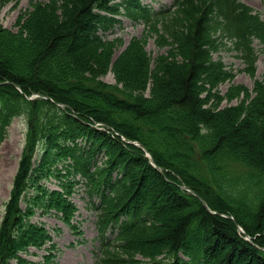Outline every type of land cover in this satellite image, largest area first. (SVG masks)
Masks as SVG:
<instances>
[{
  "label": "trees",
  "instance_id": "16d2710c",
  "mask_svg": "<svg viewBox=\"0 0 264 264\" xmlns=\"http://www.w3.org/2000/svg\"><path fill=\"white\" fill-rule=\"evenodd\" d=\"M111 1L60 0L51 14V7L39 2L36 5L46 15L41 16L36 7L26 11L23 14L26 28L12 30L0 23V145L14 117L22 116L28 124L27 143L15 179L16 192L6 204L7 214L1 222L0 264H8V259L16 255L19 242L42 246L49 239L42 227L28 221L35 207L63 211L68 218L70 205L57 196L60 192L50 191L40 182L49 180L50 175L60 177V185L68 193L75 183L69 177L75 173L86 175L89 184L96 186L104 207L112 201L124 206L121 208L126 214L122 225L124 259L141 254L157 260L161 253L170 264H205L207 257L211 260L208 264H264V257L244 247L245 242L251 243L239 234L236 223L232 220L234 226H229L223 220L231 219L211 212L208 207L224 211L197 190L207 189L220 205L221 198L222 208L227 210L228 205L238 211L249 228H258L264 222V79L255 80L252 90L233 83L222 93L219 86L233 81L234 73L225 70L222 61H216L212 55L223 39L236 38L235 48L246 62L245 72L252 77L255 72L251 36L264 40V23L237 0H181L175 12L160 18L148 15L140 0ZM120 5L125 14L143 20L149 27H153V21L166 20L164 32L172 38L171 49L152 64L144 48L138 42L131 43L118 57L123 69L119 72L115 67L118 83L104 85L103 93L95 88L103 83L96 62L101 60L107 66L111 55L104 52L107 44L98 32L106 33L121 24L108 16L119 13ZM42 20L37 36L36 27ZM218 29L223 33L217 38ZM146 85L149 95L137 93ZM75 90L90 97L96 92L113 104H101L104 113L98 104L81 97L83 109L78 99L65 96ZM33 92L49 99H28ZM233 100L239 101L232 104ZM95 108L102 110V118L89 115L87 110ZM72 110L79 117L71 114ZM90 117L112 123L127 139L140 140L156 164L173 174L177 184L152 166L141 149L128 144L141 152L136 153L119 136L113 137L87 123ZM141 130L148 135L144 136ZM79 137H85L89 146L79 145L76 142ZM39 146L40 161L33 163ZM103 152L109 159L100 168L97 155ZM158 155L162 160L173 161L176 168L159 161ZM61 162L66 173L58 167ZM189 163H194L199 172L205 169L209 177L190 173L202 183L188 180L179 169L188 172ZM126 174L130 177H125ZM26 177L30 178L35 195L24 200L25 204L28 202L24 212L17 192L29 188ZM180 179L197 190L207 206L183 191ZM247 180L253 185L257 199L249 200L242 195ZM241 184L243 187L237 191ZM136 185H140L137 196L146 203L143 206L136 204ZM131 186V190L126 189ZM162 201L165 208L168 206L166 210L157 205ZM151 203L158 210L157 215ZM143 209L148 215L138 212ZM156 221L154 230L148 228ZM261 233L264 236V231ZM137 240L143 243L139 245ZM136 244L146 248L135 250ZM180 252L187 258L181 257ZM105 259L113 261L116 257L110 252Z\"/></svg>",
  "mask_w": 264,
  "mask_h": 264
},
{
  "label": "rangeland",
  "instance_id": "374dc122",
  "mask_svg": "<svg viewBox=\"0 0 264 264\" xmlns=\"http://www.w3.org/2000/svg\"><path fill=\"white\" fill-rule=\"evenodd\" d=\"M59 1L60 0H0V23H2L5 27L12 29V30H18V29L26 28L27 22L23 19V14L26 11L32 10L33 7H36L39 14L41 16H44L46 14L43 13L41 11V9L36 5L39 2H44L45 5H48L51 7V11H50V14H51V13H53V8L57 7ZM166 1H168V0H153L152 2L155 4V6H162V4ZM241 1L249 4L254 9L261 12L263 14V17H264V0H241ZM145 2H150V0H145ZM58 13H60V10L58 11ZM43 21L44 20L39 22V24L36 27L35 35H37V36H38L37 28L40 24H42ZM166 22L167 21L165 20L164 22H159L158 24L153 25V27H147L143 22L134 23L133 21L129 20V21H125L124 25L122 27H119L116 30H114L113 32H110L108 34H104V36H105L104 39L106 40V44H107V47L104 48V52L109 53L111 55V59H110L109 64L107 66H105L101 62V60H97V62H96V64L98 65L97 69L101 71L99 74H101V78H103L105 83L103 82L100 85H96L95 88L102 91L103 90L102 88L104 85L108 86L107 85L108 83H111V84L118 83L119 78H118L117 73L115 71V67H117V70L119 72H123L122 59L118 60V57H119V55H122L126 51V48L133 42H138L144 48V51L149 56V58L151 60L150 62L152 64L161 55H166L167 53H169L168 51H169V49H171L172 38L167 33L164 32ZM35 25H36V23L33 24L32 28H31L32 33H34ZM42 30H43V28H41V31ZM256 45H258V48H262L260 43H258L257 41H256ZM175 46H176V44L173 45V47H175ZM230 46H231V44L227 41V45L224 46L223 48H221L220 51L215 54V57L217 59L221 58L223 60L227 69L232 68L235 71L234 75L231 77V79H233V81H227L225 83H222L219 86V90L222 93H225L227 91V89L230 87V85L233 83L244 84L246 87H248V89L252 90L254 87L255 80L256 79L262 80L264 78V51H261V49H259L260 54H259V59L257 62V66H258L257 72H256V74H253L251 77L248 73L242 71L244 66H245V63L242 61L241 58H239L237 56V52L235 50H232L230 48ZM93 52H95V51H93ZM97 54H101V51H97ZM120 85H123V83H120ZM83 92L84 91H82V90H79V91L75 90V91H71V92L66 93L65 96H67L68 98H72V99H78L77 102H79L80 105L84 109V106L80 101V99L82 97L83 99H86L88 102L98 104L102 108L104 113H105V107L101 104H107V105L113 104V102L101 98L96 92L91 91V92H93L94 97H90V96L84 94ZM137 93L149 94V91L147 89V85L144 86L143 88L139 89L137 91ZM238 101L239 100H233L232 104L238 103ZM225 105H227L226 101L223 102V106H225ZM102 110L95 108V109H89L87 111H89V115L94 116V118H96V119H100V118H102ZM82 114H85V113L83 112ZM109 118L113 119L111 117H109ZM113 120H115V119H113ZM108 123H110V122H108ZM125 123L130 124L131 122L129 120H125ZM110 124L113 125L112 123H110ZM26 127H27V125H26L25 119L17 118L14 121V123L12 124V126L10 127L9 134L6 137V140L0 146V223H1L2 217L4 215H6V213H7L6 202L9 200L10 192L14 187V181L13 180H14V176L17 172L21 153L23 152V148H24V144H25ZM140 132L144 133V136L148 135L146 131L141 130ZM149 137L153 138L152 135H149ZM157 159L159 161L167 164V165H170L171 167L176 168L175 164L171 160H167V161L162 160L159 155L157 156ZM189 166H190V170L188 171L189 173L179 169L180 171H182L183 175L188 180L201 184L202 183L201 179L193 176L192 174L199 176V177H201L203 175H207L209 177V173H207L205 171V169H202L199 172L198 170L194 169V167H195L194 163H189ZM197 167H200V163L197 164ZM165 169L169 170V168H165ZM239 169H241V168H239ZM190 173H192V174H190ZM171 176H172V177H170V179L172 180L171 182L174 184H177V182L175 181L176 179L173 176V174H171ZM128 179H129V181L131 180V178H128ZM136 180H137V178H136ZM131 183H132V181H131ZM131 183H129V184L131 185ZM245 184L246 185L244 186V188H242L243 184L238 186L237 191H240V189L242 188L241 189L242 195L247 196L249 198V200L250 199H253V200L257 199L255 196V191H254L253 185L248 180L245 182ZM139 187H140V185H136L134 195L138 201V203H136V204H138L137 206H143V204H146V203L144 201H142V202L139 201L138 196H137V191H138ZM180 188L183 191H185L181 186H180ZM203 188L205 189L204 186H203ZM229 188L231 190H235L234 186H230ZM197 190L199 191L200 194L206 195L209 200L211 199V202L213 204L217 205L219 207V210L224 211V213L230 215L233 218V221L235 223H238L242 227L244 226L245 228L243 227V229L245 230V232L249 236H251V238H254L253 236H257V235L263 236V234L261 232L264 231V229H263L264 228V222L262 224L259 223L260 227L258 226V228H249L246 226V224L242 220L238 211L234 210L233 208L229 207L228 205H225V209H227V210H224L222 208L224 205V201L221 198H219V199L223 202V203H221L222 205L217 203L218 199H212L211 198L210 193L208 192L207 189H205L206 192L202 188H197ZM197 190L194 189L195 194L197 196L193 195L196 198L201 197L200 194L197 192ZM13 197H14V195H13ZM249 200H248V202H249ZM157 205H161L162 208H165V204L163 201L157 203ZM86 208H87V204L85 202L81 201V205L79 208L80 217L78 218V220H80L81 218H83L89 214L90 211ZM121 208H124V206L123 205L120 206V203H116V201H112L110 203H107L105 210H107V213H112L116 210L122 211ZM154 208H155V206H154ZM167 208H168V206L165 208V210ZM243 209H244V207H243ZM243 209H242V212H243ZM246 209L250 211L249 207H246ZM228 210L233 212L235 215L230 213ZM157 211L158 210L155 208L156 215L158 214ZM138 212L143 213L145 215H148V211L145 209L140 210ZM93 219H94V217L92 216L90 221L86 225V233H87L86 237H88V238H91L92 235L96 234V231H95L94 225H93ZM250 220L253 221L252 216L250 217ZM33 221H36V222L43 221L46 223V225L49 228H52L54 225L62 226V223L58 219H56L54 216L36 215L33 217ZM157 222L158 221L152 223L151 225H149L148 228H153V230H154L157 227V225H156ZM74 235H75V233L72 232L69 228L66 231V233L55 236V242L57 243L58 247L62 249V253H60L57 257V262H58L57 264H77L79 261L82 260L81 254L85 253L86 249L91 248V242L90 241L84 247L80 246L79 248H76L74 251H72L71 248H67L66 247L67 243L69 241H72V239L74 238ZM241 236L240 235L238 236L239 239L244 240ZM137 243L139 245H141V243H143V242L137 240ZM250 243L253 245V242H250ZM261 243L264 245L263 242H261ZM139 245L136 244L134 246V249L135 250L140 249V247H142L141 249L146 248L145 246H139ZM36 252L42 254L45 252V250L44 249L36 250ZM133 259H138V262H137L138 264L147 262V261L143 262V260L147 259V257L143 259V256L139 255V254L134 255Z\"/></svg>",
  "mask_w": 264,
  "mask_h": 264
},
{
  "label": "bare ground",
  "instance_id": "6f19581e",
  "mask_svg": "<svg viewBox=\"0 0 264 264\" xmlns=\"http://www.w3.org/2000/svg\"><path fill=\"white\" fill-rule=\"evenodd\" d=\"M125 145L126 146H128V144H126L125 143ZM129 148H131V149H133L136 153H141L137 148H135V147H133V146H128ZM164 174L166 175V176H168V177H172L171 176V174H170V172H164ZM125 177H130V175L129 174H126L125 175ZM26 185L28 186V187H30V178H28V177H26ZM131 188H132V186L131 187H126V189H130L131 190ZM128 208H130V209H133V208H136L135 206H128ZM227 225H229V226H234V222L231 220H226V219H224L223 220ZM0 227H1V224H0ZM254 238H253V246H255L256 248H258L260 251H258L255 247H253L251 244H249V243H246L245 241V243H244V247H246L247 249H252V250H254L255 251V253L257 254V255H260V256H262V257H264V245L261 243L262 241H263V239H264V236H259V235H257V236H253ZM256 237V238H255ZM255 243V244H254ZM264 243V242H263ZM256 250H255V249ZM263 259V258H262ZM204 263L205 264H208V263H211V260H210V258H206L205 259V261H204Z\"/></svg>",
  "mask_w": 264,
  "mask_h": 264
}]
</instances>
